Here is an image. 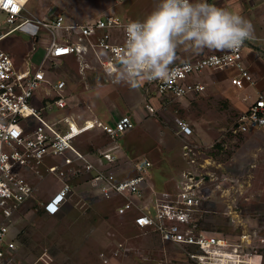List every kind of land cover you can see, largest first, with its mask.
Segmentation results:
<instances>
[{
	"label": "rangeland",
	"instance_id": "obj_1",
	"mask_svg": "<svg viewBox=\"0 0 264 264\" xmlns=\"http://www.w3.org/2000/svg\"><path fill=\"white\" fill-rule=\"evenodd\" d=\"M145 4L146 0H124L120 4L116 0H29L26 8L28 17L40 20L63 14L70 23H87L98 18L106 6L123 19L141 20L147 15ZM8 30L5 15L0 12V38ZM32 41L23 29L0 41V49L22 63ZM258 45L247 48L257 51L258 58L248 60L255 86L242 91L232 86L230 89L224 83L227 74L210 73L203 79L207 86L203 95L172 101L153 117L146 116L144 110L152 99L144 96L133 80L116 82L97 70L84 77L73 62L48 65L46 72L52 82H66L65 94L71 105L57 109L48 103L47 119L56 121L75 114L113 124L131 113V129L117 139L121 157L116 171L133 176L140 163L150 162L148 174L157 193L175 191L182 174L193 172L200 177L205 196L203 210L196 216L202 221L200 229L229 236L243 245L244 251L262 256L264 264V129L233 132L236 120L259 91L264 95V46ZM42 54L39 50L35 61ZM178 120L190 125L191 137L180 135ZM30 121L35 123L34 119ZM110 142L114 141L96 132L83 136L78 146L82 151H94ZM187 148L196 153L193 164L186 156ZM27 176L36 188L35 197L21 208L10 225L9 236L15 237L25 263L102 264V252L111 257L123 244V250L113 259L115 264H191L180 247L165 243L156 234L142 233L130 218L119 217L116 204L99 198L84 179L72 183L73 193L62 211L48 216L43 205L61 183L45 168L40 175L29 172Z\"/></svg>",
	"mask_w": 264,
	"mask_h": 264
},
{
	"label": "built area",
	"instance_id": "obj_2",
	"mask_svg": "<svg viewBox=\"0 0 264 264\" xmlns=\"http://www.w3.org/2000/svg\"><path fill=\"white\" fill-rule=\"evenodd\" d=\"M116 1L120 4L124 0ZM28 3L29 0H0V12L9 27L0 41L23 29L33 39L22 63L0 49V264H27L20 258L15 237L9 239L10 225L35 197L36 188L28 173L40 175L42 168L61 183L43 205L48 216L61 212L73 193L72 183L84 179L99 198L116 204L119 217L130 218L142 233L156 234L165 243L180 247L191 264H262V256L244 251L243 245L229 236L200 229L202 221L196 216L203 210L205 196L202 181L193 172L182 174L175 191L157 193L149 181L150 162L140 163L133 176L116 171L117 139L131 129L130 116L125 114L113 124L75 114L56 121L47 119L48 103L57 109L71 105L65 94L66 82H52L47 66L73 62L81 76L97 70L116 80L126 42L125 27L130 20L114 14L87 23H70L63 14L40 20L27 16ZM257 43L264 46V38L246 41L236 52H212L174 64L180 71L169 80H133L138 89L157 101L145 104L146 116H156L172 101L203 95L207 91L203 79L210 73L227 74L237 91L255 86L246 53L249 46ZM39 50L42 57L35 61ZM178 127L180 135H193L185 120H178ZM260 129H264V95L259 91L236 120L233 132L244 134ZM96 132L114 141V145L110 142L105 148L82 151L78 146L81 138ZM186 156L190 163L195 162L192 149H186ZM123 248L119 244L111 257L102 252V264H115L113 259Z\"/></svg>",
	"mask_w": 264,
	"mask_h": 264
},
{
	"label": "clouds",
	"instance_id": "obj_3",
	"mask_svg": "<svg viewBox=\"0 0 264 264\" xmlns=\"http://www.w3.org/2000/svg\"><path fill=\"white\" fill-rule=\"evenodd\" d=\"M125 33L116 82L172 79L180 71L173 65L182 45L197 54L236 52L255 37L250 20L208 0H156L142 21L127 23Z\"/></svg>",
	"mask_w": 264,
	"mask_h": 264
},
{
	"label": "crops",
	"instance_id": "obj_4",
	"mask_svg": "<svg viewBox=\"0 0 264 264\" xmlns=\"http://www.w3.org/2000/svg\"><path fill=\"white\" fill-rule=\"evenodd\" d=\"M209 3L216 5L217 7H223L226 8L230 11L240 13L244 17H246L248 20L251 21L253 27H254V32H255V37L256 38H264V0H208ZM156 3V0H146V4L143 6V8L146 10L145 13L148 14L150 11H152L154 5ZM125 9H123L124 11ZM113 8L110 6H106L102 12V14L98 17H103L108 14H113ZM96 18V19H98ZM145 18V17H144ZM143 18V19H144ZM141 19V21L143 20ZM251 47L257 48L259 45H251ZM212 52H220V51H209L205 49L202 53H195L189 49L188 45H182L178 48L177 51V60L175 61L174 64H179V63H184L192 60H196L200 57H203L207 54H210ZM248 52L251 55V57L248 56ZM246 58L248 60H256L257 57V51L255 50H250V48L247 50L246 53ZM249 63V62H248ZM222 74V73H221ZM225 74V73H223ZM49 76V74H48ZM229 79L226 78L224 80V83L228 86L227 88L232 89ZM142 94L145 96V94L142 92ZM147 96V95H146ZM156 100H153L154 102ZM155 104L157 102H154ZM128 116L132 117L131 113H126ZM132 120V119H131ZM119 151V150H118ZM117 151V153H118ZM119 153V158L121 157ZM149 181L151 185L153 186V183L151 182L150 178ZM154 188V186H153ZM101 200V199H99ZM63 209V208H62ZM62 211V210H61Z\"/></svg>",
	"mask_w": 264,
	"mask_h": 264
},
{
	"label": "snow or ice",
	"instance_id": "obj_5",
	"mask_svg": "<svg viewBox=\"0 0 264 264\" xmlns=\"http://www.w3.org/2000/svg\"><path fill=\"white\" fill-rule=\"evenodd\" d=\"M54 210V209H53Z\"/></svg>",
	"mask_w": 264,
	"mask_h": 264
},
{
	"label": "trees",
	"instance_id": "obj_6",
	"mask_svg": "<svg viewBox=\"0 0 264 264\" xmlns=\"http://www.w3.org/2000/svg\"><path fill=\"white\" fill-rule=\"evenodd\" d=\"M202 225V224H201Z\"/></svg>",
	"mask_w": 264,
	"mask_h": 264
}]
</instances>
